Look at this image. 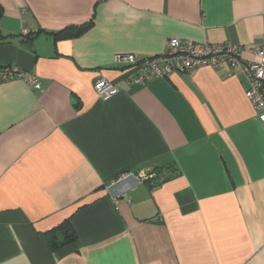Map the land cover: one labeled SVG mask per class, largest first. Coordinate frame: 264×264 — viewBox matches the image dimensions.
Segmentation results:
<instances>
[{"label":"crops","instance_id":"crops-1","mask_svg":"<svg viewBox=\"0 0 264 264\" xmlns=\"http://www.w3.org/2000/svg\"><path fill=\"white\" fill-rule=\"evenodd\" d=\"M0 10V68L40 84H0V264H264V125L240 70L131 86L113 62L158 55L172 38L233 42L251 59L264 0H0ZM90 21L77 38L46 34ZM98 78L118 94L100 100ZM65 220L76 240L53 250L43 234Z\"/></svg>","mask_w":264,"mask_h":264},{"label":"built area","instance_id":"built-area-1","mask_svg":"<svg viewBox=\"0 0 264 264\" xmlns=\"http://www.w3.org/2000/svg\"><path fill=\"white\" fill-rule=\"evenodd\" d=\"M251 51L253 58L245 59L241 55L242 47L233 42L197 43L172 38L165 42L163 51L158 55L136 59L132 54H117L113 62L127 70L126 81L131 86L142 85L152 79H165L173 74L189 73L200 67L219 69L225 64L230 68H238L245 85L244 95L264 125V24L262 43ZM15 80L31 89H40L35 74L11 67L0 68V84ZM93 90L100 100L108 101L118 94L120 88L118 84L98 78L93 83ZM127 177L124 175L122 180ZM138 177L140 180L146 179L143 170L138 173Z\"/></svg>","mask_w":264,"mask_h":264},{"label":"trees","instance_id":"trees-1","mask_svg":"<svg viewBox=\"0 0 264 264\" xmlns=\"http://www.w3.org/2000/svg\"><path fill=\"white\" fill-rule=\"evenodd\" d=\"M90 27H91V21L88 24L80 26V27L67 28L63 31L56 32V33L46 32V34L50 35L54 39V41L73 39V38H77L80 35H82V33ZM38 34L39 33L32 34V39H34L35 36H37ZM43 237L46 243L48 244V246L53 250L58 249L67 244H70L76 240V235L69 223V220H65L60 225L45 232L43 234Z\"/></svg>","mask_w":264,"mask_h":264}]
</instances>
